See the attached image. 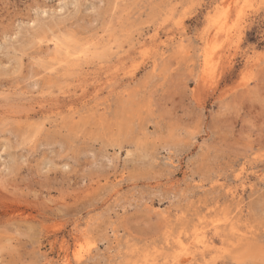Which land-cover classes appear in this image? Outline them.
I'll return each mask as SVG.
<instances>
[{"label":"rangeland","instance_id":"1","mask_svg":"<svg viewBox=\"0 0 264 264\" xmlns=\"http://www.w3.org/2000/svg\"><path fill=\"white\" fill-rule=\"evenodd\" d=\"M67 262L264 264V0H0V264Z\"/></svg>","mask_w":264,"mask_h":264},{"label":"bare ground","instance_id":"2","mask_svg":"<svg viewBox=\"0 0 264 264\" xmlns=\"http://www.w3.org/2000/svg\"><path fill=\"white\" fill-rule=\"evenodd\" d=\"M237 14V13H236ZM224 20V19H223ZM222 20V21H223ZM227 20V19H226ZM223 23V22H222ZM225 23V22H224ZM223 23V24H224ZM219 24V23H218ZM223 24L221 25V24H219L217 27H216V29H217V31L215 32V33H217V34H220V33H222L224 36H226V35H229V31L227 30V31H225V26H223ZM226 25V24H225ZM228 27V26H227ZM216 35V34H215ZM215 37V36H214ZM212 60V58H211V56H210V54H208L207 56H206V59H205V64L206 65H208L209 63H210V61ZM9 239V238H8ZM60 245V244H59ZM67 264H70L69 262H67Z\"/></svg>","mask_w":264,"mask_h":264}]
</instances>
